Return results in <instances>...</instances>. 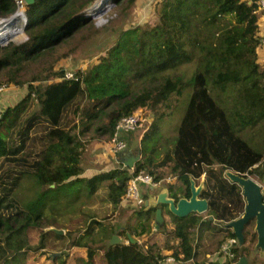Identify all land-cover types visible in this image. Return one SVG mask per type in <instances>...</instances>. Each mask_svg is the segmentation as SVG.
<instances>
[{
    "label": "trees",
    "instance_id": "obj_1",
    "mask_svg": "<svg viewBox=\"0 0 264 264\" xmlns=\"http://www.w3.org/2000/svg\"><path fill=\"white\" fill-rule=\"evenodd\" d=\"M96 1L35 0L26 6L30 38L14 50H7V54L0 46V83L29 84L25 97L6 107L0 118V129L7 130L5 135L0 133V264H23L24 251L33 248L28 243V229L64 228L58 222L64 212H57L58 218L53 221L43 210L35 213L33 205L18 197L17 191L27 175L41 186H49L39 192L43 199L50 196L54 201L63 194L70 207L81 195L87 192L90 197L107 183L109 201L116 209L127 194L130 180L142 170L155 175L154 168H170L172 176L181 183L175 190L171 186L170 197L177 200L190 198L192 180L200 186L205 176L201 197L210 203L209 216L224 225L221 230L225 229L230 238L236 235L228 223L243 215L246 198L243 188L231 181L226 171L245 177L256 175L264 181V146L252 144L253 131L250 139L240 134L264 121V68L258 61L257 3L163 0L155 27L125 30L106 54L87 69L75 71L72 79L34 85L64 74L52 73L56 61L38 72L31 67L82 29L95 28L86 10ZM136 2L114 0L115 6H123L124 11ZM17 9L16 0H0V18L12 16ZM22 27L23 21L18 20L12 27L0 29V39L11 31L15 34L9 38L18 37ZM25 33L24 30L23 36ZM14 44L10 41L5 48ZM194 60L198 69L190 77L175 73L179 66ZM49 71V75L43 76ZM188 87L192 89L188 107L173 147L166 150L160 164L154 162L155 144L148 145L157 131L158 125L154 123L142 140L143 149L150 155H144L133 172L121 164L122 167L108 172L83 176L80 148L86 131L93 128L96 134L111 140L123 117L147 107L159 119L163 116L159 107L168 106L172 95L180 96ZM229 99L233 101L231 105ZM81 127L83 130L78 132ZM161 178L162 173L155 177L157 181ZM76 186L79 196L72 200L70 188ZM158 208L144 204L127 228L119 230V236H125L129 244H112L114 234L105 231L98 238L93 225L100 222L91 216L86 233L73 237L70 247L87 249V258H78L80 264H92L101 248L106 264H159L169 250L177 261H194L197 252L193 230L211 220L204 221L200 215L180 218L169 210L175 227L168 231L173 233L176 244H141L139 238L152 236L155 231ZM50 233L58 238L69 235L44 231L42 239ZM244 233L241 243L246 241V229ZM44 244L42 240L39 247L44 248ZM246 251L247 247L237 246L235 257L226 262L206 260L194 264H232L243 257L248 259ZM68 257V252H61L53 259L67 264Z\"/></svg>",
    "mask_w": 264,
    "mask_h": 264
},
{
    "label": "rangeland",
    "instance_id": "obj_2",
    "mask_svg": "<svg viewBox=\"0 0 264 264\" xmlns=\"http://www.w3.org/2000/svg\"><path fill=\"white\" fill-rule=\"evenodd\" d=\"M163 0H137L131 9L124 11L123 6H115L114 0L108 1L105 5L106 10L103 13H98L94 15L91 19L94 22L95 28H84L79 31L74 38L70 39L68 43L62 44L57 47L55 51L47 53L41 61L38 63H33V69H40L48 65L53 66V72L68 71L75 72L79 69H87L92 64L98 61L102 55L106 54V51L113 46L119 39L121 34L128 29L141 27V28H151L155 27L158 22V14L161 11ZM100 0H97L94 4L98 7L92 11H98L99 8H103L99 4ZM94 5V7L96 6ZM115 6V7H114ZM26 10V7H25ZM29 33L26 32L25 35H19L18 37L12 39L11 41L15 43L8 49L5 46L2 47V52L7 54V50H14L16 47L24 44L30 37ZM261 49V48H260ZM64 57L61 58V56ZM59 58L58 60H56ZM260 63V59H258ZM261 64V63H260ZM264 67V65H261ZM198 69L197 61L194 60L189 63L182 64L175 70L177 75H184L186 78L190 77ZM50 74V71L45 73L43 76ZM55 76L53 79L41 80L34 83V85H39L41 83H47L52 80L56 81ZM13 86V85H11ZM29 84L24 86H13V89L8 93V99L6 105L14 106L18 104L28 93ZM192 89L190 87L183 90L182 95H172L169 105L162 104L159 107V111L163 113V116L157 119L155 112L150 108L145 111L148 119L144 128L132 131L130 133H125L124 138L129 142L131 147H133L132 153L135 155H144L147 157L150 152L146 149L144 150V143L142 140L144 135L152 127L154 123L158 125L157 131L153 133L152 140L148 145L153 146L155 144L156 152L154 153L155 164H160L163 160L166 150L173 147V141L177 137L178 129L180 127L181 121L185 115L186 109L188 107L189 98L191 96ZM216 94V92H214ZM227 101V100H226ZM229 99L230 105L233 101ZM89 106H92L89 104ZM82 120V116L80 117ZM149 128V129H148ZM83 128L81 127L78 132H81ZM255 133V137L252 139V144L256 147L262 148L264 146V121L258 122V124L253 128V130H246L240 133L243 137L250 139V137ZM0 133L5 135L7 130L5 128L0 129ZM95 137V138H94ZM98 137V138H97ZM84 145L80 148V163L85 168V171L89 170L91 174H100L102 172H108L116 168L122 167V161L111 151V142L106 136H99L91 128L86 131L83 135ZM156 174L153 175L149 171L148 174L154 176V178L163 174V178L158 180L159 185L157 187H152L151 185L141 184V192L146 198L149 197L151 200L153 196L159 197L162 193H168L171 195L173 190L178 189L181 183L178 181L177 177L172 176L170 168H154ZM133 172V168L131 169ZM231 171H226V175ZM84 176V175H83ZM260 185L264 187V181L258 176H251ZM205 176L202 177L201 185L204 187ZM108 184L102 185L95 193L88 197L86 194L81 195L79 198L82 203L77 200L71 207L66 204L65 195L61 196L56 200H50L52 197L42 198L40 191H43L49 186H41L33 176L27 175L24 178V182L17 191L18 197L25 204L33 205L35 213L39 211H44L49 219L55 221L57 219V212H64L63 217H59V223H61L62 230L67 232L65 238H58L55 234H48L44 239L43 232L47 229L32 227L28 229V243L32 246V249H26L23 254V264H58V261L54 260L53 257L58 256L61 252H68L69 257L67 258V264H80L78 258L84 256L87 258V249L85 248H71V240L78 235L86 233L89 228L90 217L95 216L100 224H94L93 228L95 233H98V238L103 237V232H108L119 236V230L127 228L129 220L136 218L134 216L135 212L142 210L143 206H137L133 202H126L120 204L117 209L112 202L109 201L108 197ZM71 193V199L76 200L79 195H77V186ZM83 194V193H82ZM49 195V194H48ZM45 203V206L43 204ZM50 203V204H49ZM158 204V203H157ZM152 205L156 203L152 200ZM70 207V208H68ZM158 207L162 208L164 214L169 213L168 205L159 204ZM63 213V214H64ZM61 218V219H60ZM204 221L210 220L209 212L202 214ZM169 222L165 224V227L161 230H156L152 233V236H142L139 238L141 244L146 242L151 244L157 242L161 246H164L165 242L169 241L171 244L175 243L176 240L173 238V233L169 232L168 229L174 228L175 224L172 217L168 216ZM213 221V222H212ZM212 222V223H211ZM45 221L43 226H45ZM58 227L60 225L57 224ZM224 225H221L215 220L205 222L198 227H196L193 232L195 235V246H196V258L192 262H181L178 261L177 264H194L199 261H216L215 254L221 248L222 244L226 241V230ZM49 229V228H48ZM59 229V228H57ZM49 232V231H48ZM256 231V220H253L246 227V241L244 243H239V246L247 247L248 254L247 264H264V248L259 245L258 234ZM122 241L127 244L129 242L126 240L125 236H119ZM44 241V248L39 247L41 241ZM98 244L101 242L98 241ZM104 250L101 248L97 251L92 264H106L103 257ZM166 257L172 256L171 251L165 252ZM229 259V258H227ZM227 259H217L218 261L226 262ZM241 260V259H240ZM240 260L232 262V264H239Z\"/></svg>",
    "mask_w": 264,
    "mask_h": 264
},
{
    "label": "water",
    "instance_id": "obj_3",
    "mask_svg": "<svg viewBox=\"0 0 264 264\" xmlns=\"http://www.w3.org/2000/svg\"><path fill=\"white\" fill-rule=\"evenodd\" d=\"M35 0H23L24 4L19 5L16 13L9 18H1L0 19V28L4 29L7 25L12 24L14 21L22 20L24 23V30H27V18L25 14V7L29 4L34 3ZM104 1V0H102ZM89 7H92L90 5ZM103 11H99L102 13ZM15 33L0 39V46H6L10 41L9 37L13 36ZM30 37V36H29ZM122 156V163L125 167L132 169L136 166V164L142 159L141 155H135L131 153L130 155H126L125 153L119 154ZM228 177L234 183L239 184L243 188V194L246 198V207L245 212L241 217L235 219L228 223V227L232 229L236 235V237L243 242L245 240V229L246 226L256 220V231L258 234V242L261 247L264 248V187L260 185L255 179L251 176L245 177L241 174L235 172H229ZM203 186H196L194 180L191 183V197L190 198H181L179 200L170 197L167 193H162L159 196V201L155 202L156 205L164 204L168 205L169 210L174 215L180 218H186L190 215H202L210 211V203L207 199L201 197V193L203 190ZM158 203V204H157ZM148 205V202H147ZM210 220H215L214 216H210ZM166 220L163 213L162 208H158L156 211L155 217V228L156 230H161L165 227ZM55 231L58 234H64L65 231L62 229H57L55 227H51L47 229V231ZM129 238L136 242L134 238L129 235ZM122 241V239L118 235H114L111 243L118 244ZM239 264H247L246 257L241 258Z\"/></svg>",
    "mask_w": 264,
    "mask_h": 264
},
{
    "label": "built area",
    "instance_id": "obj_4",
    "mask_svg": "<svg viewBox=\"0 0 264 264\" xmlns=\"http://www.w3.org/2000/svg\"><path fill=\"white\" fill-rule=\"evenodd\" d=\"M254 1L257 3L258 14L263 20V25L260 24V48L264 49V0ZM16 2L18 5L24 4L23 0H16ZM72 78H74V72L65 71L64 74L56 78V81ZM11 89H13V86L0 83V118L3 115L5 108L8 107L6 103L9 96L8 93L11 91ZM145 111H147L146 107L140 108L132 115L123 117L116 125L115 134L110 140L111 151L115 155L125 153L130 148L129 142L124 138L125 133H130L132 131L144 128L147 122L150 121ZM141 184L151 185L152 187H157L159 185L154 176L148 174L146 170L135 173L134 177L129 182L127 194L121 203L124 204L126 202H133L137 206L144 205L146 200L141 192ZM239 243L240 240L237 237H228L218 250V253L215 254V257H217L215 260L227 258L233 259L235 257L234 248L239 246ZM177 262L178 261L174 256H168L159 264H177Z\"/></svg>",
    "mask_w": 264,
    "mask_h": 264
},
{
    "label": "crops",
    "instance_id": "obj_5",
    "mask_svg": "<svg viewBox=\"0 0 264 264\" xmlns=\"http://www.w3.org/2000/svg\"><path fill=\"white\" fill-rule=\"evenodd\" d=\"M260 24L263 25V20L261 19V17H260V20H259V35H260V28H261V25ZM259 59H260L261 65L262 64L264 65V49H260L259 48ZM132 150H133V147L130 146L129 151L127 153H125V154L127 156L130 155L132 153ZM118 157L120 159H122V156L118 155ZM94 175L95 174H91L89 170L85 171V173H84V176H86V177H92ZM151 198H152V200H153L154 203L159 201V197H157L156 195L153 196V197H151ZM152 200L148 197L147 200H146L145 205H147V202H148V205L152 204ZM163 213H164V211H163ZM164 216H165L166 223H168L169 222L168 216L169 217H171V216L169 214H167V215L164 214ZM200 216H202V215H200ZM155 217H156V213H155ZM154 226H155V222H154ZM154 230L156 231V228H154Z\"/></svg>",
    "mask_w": 264,
    "mask_h": 264
},
{
    "label": "clouds",
    "instance_id": "obj_6",
    "mask_svg": "<svg viewBox=\"0 0 264 264\" xmlns=\"http://www.w3.org/2000/svg\"><path fill=\"white\" fill-rule=\"evenodd\" d=\"M100 1H102V0H100ZM108 1H110V0H104V4L102 5L103 6V8H101V10H99V11H105L106 10V7L107 6H105V5H107L108 4ZM94 5H96V4H92V7H88L87 8V10H86V13H87V15L88 16H90V17H93L94 15H96V14H98L99 13V11H95V12H91L92 10H93V7H94ZM18 7H19V5H18ZM102 12V13H103ZM25 14H26V10H25ZM14 15V14H13ZM11 17V16H10ZM7 18H9V17H7ZM27 18V17H26ZM1 19V18H0ZM16 21H14L12 24H9V25H7L6 27H8V26H12L14 23H15ZM1 27V26H0ZM2 33V32H1ZM129 151V150H128ZM127 151V152H128ZM127 152H125V153H127Z\"/></svg>",
    "mask_w": 264,
    "mask_h": 264
},
{
    "label": "bare ground",
    "instance_id": "obj_7",
    "mask_svg": "<svg viewBox=\"0 0 264 264\" xmlns=\"http://www.w3.org/2000/svg\"><path fill=\"white\" fill-rule=\"evenodd\" d=\"M99 4H100V5H103V4H104V1H100ZM97 7H98L97 5H96L95 7H93V10H92V11H94ZM99 10H100V8H99ZM99 10H98V11H99ZM92 11H91V12H92ZM12 26H13V25H12ZM12 26H11V27H12ZM23 26H24V23H23ZM0 29H1V28H0ZM4 29H6V27H5ZM4 29H2V30H4ZM23 31H24V28L22 27V28L20 29V31H19L20 35L23 34ZM12 33H14V31H11L10 34H7V36H8V35H11ZM5 37H6V36H5ZM12 39H13V38L11 37V38L9 39V41H11Z\"/></svg>",
    "mask_w": 264,
    "mask_h": 264
}]
</instances>
